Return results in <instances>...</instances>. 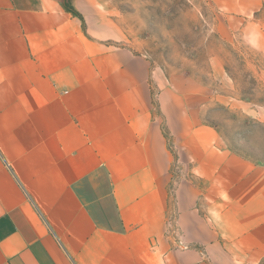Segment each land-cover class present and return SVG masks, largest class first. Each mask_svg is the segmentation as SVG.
Listing matches in <instances>:
<instances>
[{
  "label": "crops",
  "instance_id": "0c3cea01",
  "mask_svg": "<svg viewBox=\"0 0 264 264\" xmlns=\"http://www.w3.org/2000/svg\"><path fill=\"white\" fill-rule=\"evenodd\" d=\"M138 48L103 0H0V264H264V162Z\"/></svg>",
  "mask_w": 264,
  "mask_h": 264
},
{
  "label": "rangeland",
  "instance_id": "374dc122",
  "mask_svg": "<svg viewBox=\"0 0 264 264\" xmlns=\"http://www.w3.org/2000/svg\"><path fill=\"white\" fill-rule=\"evenodd\" d=\"M103 1L123 19L139 45L137 51L149 53L167 75L190 78L193 89L196 82L204 85L198 113L216 128L225 145L264 162V123L259 120L264 116V58L250 44L244 26L246 19L248 35L258 29L264 6L244 14L240 5L245 0H231V13L217 9L216 4L224 6L225 0ZM231 94L257 115L231 111L215 100Z\"/></svg>",
  "mask_w": 264,
  "mask_h": 264
},
{
  "label": "trees",
  "instance_id": "16d2710c",
  "mask_svg": "<svg viewBox=\"0 0 264 264\" xmlns=\"http://www.w3.org/2000/svg\"><path fill=\"white\" fill-rule=\"evenodd\" d=\"M69 10L73 11V8L69 6Z\"/></svg>",
  "mask_w": 264,
  "mask_h": 264
}]
</instances>
